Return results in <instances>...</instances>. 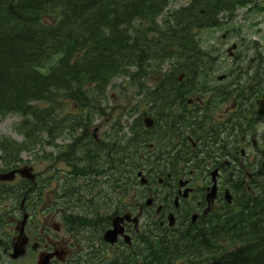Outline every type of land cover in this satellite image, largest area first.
<instances>
[{
	"label": "trees",
	"instance_id": "1",
	"mask_svg": "<svg viewBox=\"0 0 264 264\" xmlns=\"http://www.w3.org/2000/svg\"><path fill=\"white\" fill-rule=\"evenodd\" d=\"M254 2L189 0L158 23L169 0H0V115L18 113L27 120L20 129L27 139L44 131L48 137L74 135L60 154L74 170L63 180V195L72 209H78L71 204L82 200L81 191L91 201L82 206L79 216L70 217L71 229L93 230L98 236L110 219L91 208L109 198H115L112 203L117 205L115 200L135 183L138 169L160 170L159 156L146 149L167 141L174 121L193 111L186 100L193 94L189 86L196 78L185 71L204 69L201 64L207 62L196 32L217 26L220 14L230 18L236 8ZM57 54L47 74H41L39 69ZM164 62L168 66L162 72ZM130 65L136 67L129 78L142 94L139 104L148 108L142 115L151 116L154 125L146 130L138 121L123 144L120 137L112 138L109 154L103 148L100 163L87 136L92 109L98 108L91 102L99 99L97 93L104 99L110 79L128 74L120 72ZM179 72L185 73L180 82ZM148 78L153 82L150 87L143 85ZM44 102L50 103L48 109L35 105ZM66 102L78 113L66 111ZM7 145L13 144L0 140L4 165L17 162V152ZM100 175L102 180L96 183L94 178ZM93 189L99 191L96 196ZM226 218L220 224L182 228L176 234L156 236L152 229L142 237L141 254L133 248L93 261L95 254L89 251L83 264H264V193L248 197L236 216ZM234 241L239 243L232 249L219 251V244Z\"/></svg>",
	"mask_w": 264,
	"mask_h": 264
},
{
	"label": "flooded vegetation",
	"instance_id": "2",
	"mask_svg": "<svg viewBox=\"0 0 264 264\" xmlns=\"http://www.w3.org/2000/svg\"><path fill=\"white\" fill-rule=\"evenodd\" d=\"M244 73L248 75L250 83L248 97L244 101L240 99L239 93L240 73L236 77L222 74L221 84L210 88V91H219V93L210 95L206 99L216 98L222 109L219 116L204 119L209 138H197L189 144L188 148L193 153L192 156L201 165L188 166V176L184 179L185 188L190 193L185 198L181 197L178 188L177 178L179 177L175 178L178 174L175 170H171L169 208L175 209L176 219L191 221L192 215H195L196 221L205 220L221 210L225 191H229L234 197V190L238 187H245L248 181L254 184L264 179V158L262 159L260 153L258 154L259 149L264 145V114H257V102L264 94V70L257 69L255 64H249L248 72ZM247 113L248 117H246ZM202 130L203 126L200 125L196 132L199 133ZM214 141L222 144L221 152L216 154V158L212 156L215 148ZM241 157L242 160H240ZM240 167L246 177L239 179ZM213 171L216 173L211 175ZM212 179L215 183V192L211 200L209 188L213 184ZM35 185L31 184L29 188L33 201L30 205L32 213L28 214L29 220L25 232L27 244L33 242L36 244L37 250L34 252L36 255L39 252L47 253L49 249L56 253L63 243L62 239H58L57 234L52 233L50 236L55 228L53 219L57 216V211L49 213L43 207L42 221L38 222L34 230H31L33 221L42 214L43 192L32 190V186ZM176 199L179 202L177 207L174 206Z\"/></svg>",
	"mask_w": 264,
	"mask_h": 264
},
{
	"label": "rangeland",
	"instance_id": "3",
	"mask_svg": "<svg viewBox=\"0 0 264 264\" xmlns=\"http://www.w3.org/2000/svg\"><path fill=\"white\" fill-rule=\"evenodd\" d=\"M187 1L188 0H170V5L167 10H174L180 6H184ZM255 6L260 9L263 8V11L260 10L255 12L252 11V9L248 12V10L253 6L241 8L235 11L234 16L231 17L232 20H223V17H219L223 20V23L220 26L209 27V29H203L198 32V39L204 51L210 56H214L215 54L221 55V58L219 57V62L222 64V67L220 68V64H218L216 74L223 72L225 66L231 63V60L224 55H226V49L232 44L238 47L235 51H233V53H237V50H241V54L243 55H252L254 51L252 50L251 42H256L262 48L260 52L264 53V0H257L255 2ZM247 24L250 26L246 27ZM223 35H225V37H223ZM130 66L131 67L127 68V71H124L121 68L122 72L120 73L128 72V74L115 75L110 79L108 83L109 85L105 87L106 94L103 100L101 95L97 93L95 95H99V99L91 102V104L98 103V106L103 108L105 113L104 116L100 117L96 114L93 115L92 121L89 125L90 133L91 131H94L96 138L102 139L105 132L109 129V126L113 124L118 130L122 129V132H126L127 126L139 116V112H135L131 118L126 120V116L121 115L122 111L134 108L135 101H138L139 99L133 95L132 88L127 83V81L130 80V73L136 71L135 66ZM161 66H163V69H167L168 63L164 62ZM178 75L179 73L176 74L177 77ZM179 77L181 76L179 75ZM18 121L19 118L15 115H7L0 118V137L9 136L17 141H20V137L13 133V127L18 123ZM68 142L67 137L63 135V138L57 140L55 144L57 146H63L68 144ZM55 151L56 148L53 147H46L43 149V152L45 153H53ZM36 154L39 156L42 155L41 150L37 151ZM29 158L30 155L27 153L22 154L21 159L23 161L24 159L29 160ZM32 161H35L37 164V169L43 171L42 162L37 161L34 158H32ZM63 168L64 166L59 165L60 170ZM58 173L55 172L53 175H57ZM140 189L144 190L143 188ZM0 264H10V260L4 256H0Z\"/></svg>",
	"mask_w": 264,
	"mask_h": 264
},
{
	"label": "water",
	"instance_id": "4",
	"mask_svg": "<svg viewBox=\"0 0 264 264\" xmlns=\"http://www.w3.org/2000/svg\"><path fill=\"white\" fill-rule=\"evenodd\" d=\"M120 220L119 218H114L112 221L113 229L106 231L103 236V238L111 244L115 242L117 234L122 233L121 227L117 226Z\"/></svg>",
	"mask_w": 264,
	"mask_h": 264
},
{
	"label": "bare ground",
	"instance_id": "5",
	"mask_svg": "<svg viewBox=\"0 0 264 264\" xmlns=\"http://www.w3.org/2000/svg\"><path fill=\"white\" fill-rule=\"evenodd\" d=\"M199 127H200V125H197L196 128H195V131H196V129H198ZM197 133H198V132H197Z\"/></svg>",
	"mask_w": 264,
	"mask_h": 264
}]
</instances>
